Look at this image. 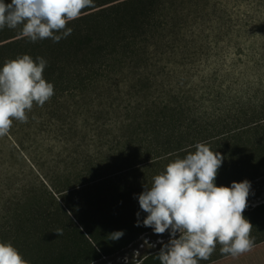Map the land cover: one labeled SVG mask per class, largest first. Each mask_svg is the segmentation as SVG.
I'll return each instance as SVG.
<instances>
[{"label":"rangeland","instance_id":"1","mask_svg":"<svg viewBox=\"0 0 264 264\" xmlns=\"http://www.w3.org/2000/svg\"><path fill=\"white\" fill-rule=\"evenodd\" d=\"M66 27L72 32L59 42L31 43L19 27L0 30V68L25 54L41 57L43 77L54 85L27 123L14 121L0 138V242L14 239L28 264H54L63 250L55 232L36 228L41 222L17 227L16 219L36 216L33 204L46 207L37 215L46 218L42 223L65 224L55 214L62 194L76 190L67 198L72 205L78 194L117 176L127 192L152 162L162 165L151 168V178L179 152L264 122V0H93ZM249 182L245 211L264 203V175ZM118 201L112 213L125 217L110 220L128 237L138 230L135 217L147 213L127 197ZM148 229L94 264H132L128 245L145 233L164 239L159 249L171 239V230ZM263 236L264 227L254 226L251 252L234 258L218 245L200 264H264ZM151 249L139 252L141 264H160Z\"/></svg>","mask_w":264,"mask_h":264},{"label":"clouds","instance_id":"2","mask_svg":"<svg viewBox=\"0 0 264 264\" xmlns=\"http://www.w3.org/2000/svg\"><path fill=\"white\" fill-rule=\"evenodd\" d=\"M91 6L93 0H0V30L19 27L31 43L44 39L59 42L72 32L67 24ZM60 32L63 37L56 34ZM46 65L45 59L34 61L25 54L0 68V138L10 133L14 121L27 123L33 106L43 107L54 95V85L43 77ZM194 147V152L170 162L155 175L152 186L138 196L140 209L147 213L143 226L157 235L171 230V239L156 254L160 264H200L210 259L218 245L222 254L234 258L254 248L253 226L243 216L250 182L217 187L223 156L204 143ZM55 233L60 236L63 231ZM123 235L115 232L110 239ZM0 264L28 262L11 243L0 242Z\"/></svg>","mask_w":264,"mask_h":264},{"label":"trees","instance_id":"3","mask_svg":"<svg viewBox=\"0 0 264 264\" xmlns=\"http://www.w3.org/2000/svg\"><path fill=\"white\" fill-rule=\"evenodd\" d=\"M204 144L209 146L212 151L219 152L224 159L227 158V162L222 164L218 170L215 181L217 187H230L233 182L239 183L244 180L253 181L264 175V122L239 130L216 141H207ZM194 151L195 147H192L179 152L164 165L167 166L170 162L178 158H184L187 154ZM154 162L149 164L148 168H145L144 171H138L139 175L134 177V184L127 192L122 189L124 186L121 185L120 177L117 176L116 180L109 179L106 180L107 182L105 184L90 187L89 189H93L91 192L87 191L78 194L79 198L72 205L68 204V201L72 200H68L67 198L70 197V194H77L75 192L76 190H71V193L67 192L62 194L60 197L63 199L61 204L62 208H56L55 214L62 217L66 221L65 224H63L60 218H54L58 222L57 224L54 222L42 223L46 218H37V215L38 213H43L42 209H46V207H42L40 204H33V212L36 216L30 217L29 215L24 217L23 220L16 219L20 222L17 227H25L24 223H28L27 229H34L35 223L39 221L41 224L36 227L38 229L44 228L53 232H56L57 229H62V235L58 236L55 233V237L59 239V242H62L63 250L56 255L54 264H89L103 256H108L110 253L115 252V249H119L129 241L135 239L137 235H133V233L141 234L149 230V227L143 226V220L141 218L134 216L136 225L133 224V229L137 227L138 230H134V232L131 229L129 231L131 234L128 237L127 234H124L118 240L110 239L112 233L122 232L120 227L112 224V220L117 217H125L123 212L120 211L119 213H112L117 211L114 208L116 204L112 205V207L110 204L114 199L118 201L123 197H127L131 204H134L135 207H140L138 196L146 187L151 186L153 183L151 168L162 165L161 163ZM28 168L31 171V167ZM112 180L115 181L114 184ZM139 183L144 184L141 187ZM101 187L104 192L99 191ZM31 189L27 190L29 195ZM46 193V191L40 192L41 195H45ZM99 198L100 201L98 202ZM102 201L105 202L106 207L100 206V202ZM118 202L123 205L121 201ZM108 205L109 208L107 209ZM24 211L28 214L31 213L29 207L24 208ZM91 216H100L102 219H106V225H103L97 219L91 218ZM243 216L249 217L254 221L253 227H264V203L254 206L249 211H244ZM88 218H90V226L86 227L88 225H84V222ZM100 228L106 233H101ZM1 242L13 244L14 239L12 241L3 240ZM101 242H105L108 247H102L100 245ZM39 246L40 244L38 242L36 247ZM144 261L145 259H143Z\"/></svg>","mask_w":264,"mask_h":264},{"label":"built area","instance_id":"4","mask_svg":"<svg viewBox=\"0 0 264 264\" xmlns=\"http://www.w3.org/2000/svg\"><path fill=\"white\" fill-rule=\"evenodd\" d=\"M147 233L140 235L137 240L134 242L136 243V245H134L133 247V243L128 245V248L130 249V252H134V259H132V261H134L132 264H138L140 263V261H142L144 258L140 257L139 255H137V253H139L140 251H144L145 247H150L153 249H151V254L157 253L159 252V245L164 243V239L161 238H154V239H150L148 236H146ZM146 236V237H145ZM145 241H147V243H145ZM133 247V248H132ZM132 248V249H131ZM149 254V255H151ZM99 260V259H97ZM97 260L92 261L90 264H94L96 263Z\"/></svg>","mask_w":264,"mask_h":264}]
</instances>
